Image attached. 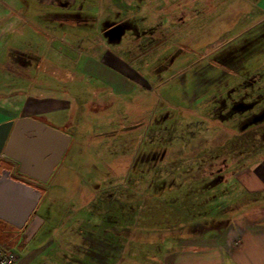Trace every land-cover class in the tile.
Returning a JSON list of instances; mask_svg holds the SVG:
<instances>
[{"label":"rangeland","instance_id":"rangeland-1","mask_svg":"<svg viewBox=\"0 0 264 264\" xmlns=\"http://www.w3.org/2000/svg\"><path fill=\"white\" fill-rule=\"evenodd\" d=\"M114 59L123 92L93 76ZM0 83L69 102L44 264H164L264 156V17L238 0H0Z\"/></svg>","mask_w":264,"mask_h":264},{"label":"crops","instance_id":"crops-1","mask_svg":"<svg viewBox=\"0 0 264 264\" xmlns=\"http://www.w3.org/2000/svg\"><path fill=\"white\" fill-rule=\"evenodd\" d=\"M238 2L249 17H264V0ZM96 64L93 76L116 91L127 90L131 79L121 61H107L105 67ZM0 84V195L8 196L7 208L14 216L11 222L0 216V244L14 253L12 264H44L51 236L45 240L41 235L46 226L37 212L45 192L39 183L52 179L69 155L72 139L64 129L69 102L30 92L22 97L23 103L13 101L17 94ZM6 172L24 187H7ZM223 187L227 192L218 217L204 220L199 234L180 241L164 264H264V156L238 170ZM37 190L42 197L29 217ZM35 219L40 227L26 236ZM22 233L26 238H21Z\"/></svg>","mask_w":264,"mask_h":264},{"label":"water","instance_id":"water-1","mask_svg":"<svg viewBox=\"0 0 264 264\" xmlns=\"http://www.w3.org/2000/svg\"><path fill=\"white\" fill-rule=\"evenodd\" d=\"M4 180L7 183V187H10V186H13V187H24L23 184H19V183H16L14 181H12L9 177V173L6 172L4 174ZM44 182H46L47 180H43ZM41 197H42V193L37 190L36 193H35V202H34V205L31 207L30 211H29V217L35 212L37 206L39 205L40 203V200H41ZM0 198H1V203H0V216H2V218L6 221H12L14 219V216H13V213L11 212V210H9L7 207H9L8 205V196L6 194H3L0 195Z\"/></svg>","mask_w":264,"mask_h":264},{"label":"built area","instance_id":"built-area-1","mask_svg":"<svg viewBox=\"0 0 264 264\" xmlns=\"http://www.w3.org/2000/svg\"><path fill=\"white\" fill-rule=\"evenodd\" d=\"M41 225L39 219H35L33 225L27 228L26 236H30L38 229ZM14 253L10 250H5L0 246V264H12L14 259Z\"/></svg>","mask_w":264,"mask_h":264}]
</instances>
